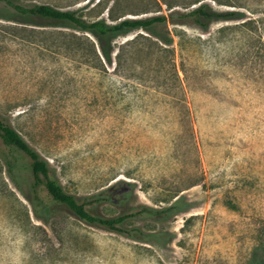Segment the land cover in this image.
<instances>
[{"label":"rangeland","instance_id":"374dc122","mask_svg":"<svg viewBox=\"0 0 264 264\" xmlns=\"http://www.w3.org/2000/svg\"><path fill=\"white\" fill-rule=\"evenodd\" d=\"M14 1L109 24L175 15L156 27L171 45L134 31L112 43L113 64L94 36L48 18L0 16V115L94 215L177 201L181 210L124 224L158 234L148 243L86 224L34 189L31 160L0 139V264L264 257V0ZM202 4L221 17L198 25L180 16ZM35 196L51 207L44 221Z\"/></svg>","mask_w":264,"mask_h":264},{"label":"trees","instance_id":"16d2710c","mask_svg":"<svg viewBox=\"0 0 264 264\" xmlns=\"http://www.w3.org/2000/svg\"><path fill=\"white\" fill-rule=\"evenodd\" d=\"M0 4H3L5 8L4 12L0 15L5 20L16 19L15 16L17 15L23 18H48L66 28H71L72 30L94 36L98 42L100 56L107 64L114 63L112 43L117 38L131 32L143 30L166 46L171 45L173 41L171 36L158 31L156 27L166 23L169 17L170 19L173 18L175 16L174 14H171L169 17L162 15L140 19L127 18L116 24H109L106 20L88 22L82 17H79L74 11L60 10L49 5L25 6L16 3L14 0H0ZM180 16L183 19L192 20L198 25H203V20L204 22H210L211 20L221 17V14L212 10L207 4H202L193 11L187 14H181ZM119 61V55H117V66L120 64ZM0 139L5 146L11 150L22 153L31 160L30 168L33 175L32 187L34 189L43 187L53 202L66 206L79 220L86 224L101 226L110 231L124 234L133 240L148 243L151 237H156L158 234L146 233L140 227L125 228L124 224L130 219L152 218L161 221L168 218L171 212L181 210L179 202L177 201L168 208L156 209L149 206H142L135 212L113 218H104L94 215L87 208V200L81 202L76 196L66 192L62 184L54 177L53 173L55 168L52 167L48 159L44 158L39 151L32 147L20 132L7 124L1 115ZM7 166L10 178L16 182L14 177V164L8 160ZM99 199L100 197L98 196L95 201ZM36 200L38 201L36 202ZM33 212L37 218L44 221V217L50 215L51 207L49 204L40 201L38 196H35ZM254 264H264V257L257 255Z\"/></svg>","mask_w":264,"mask_h":264}]
</instances>
